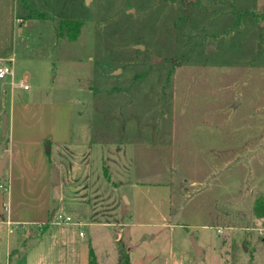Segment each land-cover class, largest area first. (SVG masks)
Here are the masks:
<instances>
[{
	"label": "rangeland",
	"instance_id": "1",
	"mask_svg": "<svg viewBox=\"0 0 264 264\" xmlns=\"http://www.w3.org/2000/svg\"><path fill=\"white\" fill-rule=\"evenodd\" d=\"M12 55L0 147L19 95L68 107L73 142L48 157L79 169L53 205L70 222L0 224V264H264V0H0ZM126 207L170 209L173 231Z\"/></svg>",
	"mask_w": 264,
	"mask_h": 264
},
{
	"label": "crops",
	"instance_id": "2",
	"mask_svg": "<svg viewBox=\"0 0 264 264\" xmlns=\"http://www.w3.org/2000/svg\"><path fill=\"white\" fill-rule=\"evenodd\" d=\"M11 57L14 59L13 55ZM5 79L1 86L9 88L12 98L13 84L16 80L15 71L13 77ZM21 80L28 85V78ZM29 90L28 87L23 91ZM14 100L10 101L9 108L5 111L8 127L5 136H2L3 146L0 147V162L4 159V165L0 169V185L6 187L5 192H0V224L7 227L14 225L37 227L51 224L49 215L50 213L55 215L54 200H57V197L61 200L62 197L61 177L63 176L64 184L70 183L74 179V171L79 169V166L66 161L60 165L62 170L59 169L49 159L45 146L50 148V152L53 146L67 149L72 144L73 135L72 130L69 129L71 114L68 107L33 104L30 99L20 95ZM52 167L58 171L57 195L52 184ZM164 188L169 189L167 186ZM121 197L127 200L126 206H130L129 200L124 195ZM127 207L123 216L128 218L129 228L166 229L170 226V209L163 211L134 209L129 214ZM155 217L159 221L154 222L152 218ZM169 228L171 229V226Z\"/></svg>",
	"mask_w": 264,
	"mask_h": 264
},
{
	"label": "built area",
	"instance_id": "3",
	"mask_svg": "<svg viewBox=\"0 0 264 264\" xmlns=\"http://www.w3.org/2000/svg\"><path fill=\"white\" fill-rule=\"evenodd\" d=\"M14 65H15V60L13 59V57H9L7 59H0V80L5 79L6 77H13ZM18 87L23 90L28 89V85L23 80H20L18 82ZM0 189L4 192L6 191L5 186L0 185ZM68 222H70L69 218H63L60 215L57 216L54 215L51 223L58 225L59 223H68ZM38 228L42 229L43 225H39ZM79 237H82V233H79Z\"/></svg>",
	"mask_w": 264,
	"mask_h": 264
},
{
	"label": "trees",
	"instance_id": "4",
	"mask_svg": "<svg viewBox=\"0 0 264 264\" xmlns=\"http://www.w3.org/2000/svg\"><path fill=\"white\" fill-rule=\"evenodd\" d=\"M64 25V24H63ZM62 24H60L59 26V36L63 37V31L62 29L64 27H66L68 24H66V26H63ZM68 28V29H67ZM66 31L67 32H71L68 35V39L69 40H75L76 36L78 34L79 31V27L75 24L72 25H68V27H66ZM252 213L256 218L262 219L264 221V198H258L254 201L253 205H252ZM53 213H50L49 215V220L51 219ZM44 228V225H43ZM42 228V229H43ZM89 264H95V260L94 258L91 256V260L89 261ZM121 264H127V263H121Z\"/></svg>",
	"mask_w": 264,
	"mask_h": 264
},
{
	"label": "water",
	"instance_id": "5",
	"mask_svg": "<svg viewBox=\"0 0 264 264\" xmlns=\"http://www.w3.org/2000/svg\"><path fill=\"white\" fill-rule=\"evenodd\" d=\"M140 49H142L141 47H138ZM7 116L4 115L3 116V120H2V136L4 137L6 134V130H7ZM45 152L46 154L49 153V147L46 145L45 146ZM4 165V159L0 162V169L3 167ZM52 173H53V178H52V184H53V188H54V193L57 195L58 192V171L55 167H52ZM191 242L193 245V252L196 256L201 257L202 256V251L201 249L197 246L195 239L191 238Z\"/></svg>",
	"mask_w": 264,
	"mask_h": 264
}]
</instances>
